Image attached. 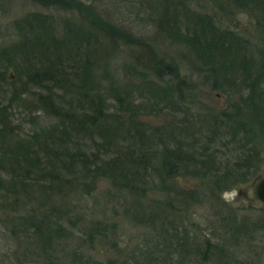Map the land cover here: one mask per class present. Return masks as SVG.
<instances>
[{"label": "trees", "instance_id": "1", "mask_svg": "<svg viewBox=\"0 0 264 264\" xmlns=\"http://www.w3.org/2000/svg\"><path fill=\"white\" fill-rule=\"evenodd\" d=\"M32 1L65 15L27 11L14 22L17 40L0 50L6 58L0 60V264H62L59 246L71 237L73 199L102 178L112 195L132 201L133 217L157 236L120 259L80 254V264H242L232 247L255 225L221 195L256 175L252 161L262 158L264 47L255 56L249 39L191 0H144L158 37L187 53L211 89L225 95L224 106L198 112L197 83L145 33L90 0ZM223 3L225 11L255 15L264 45V0ZM123 46L141 58L119 60ZM37 107L54 120L39 126L29 116L34 126L26 132L20 114ZM168 113L173 119L164 124L144 119ZM177 177L196 186H180ZM152 191L166 194L158 199ZM203 203L217 209L216 221L202 225L191 217ZM117 228L94 219L84 230L85 246L111 242Z\"/></svg>", "mask_w": 264, "mask_h": 264}, {"label": "rangeland", "instance_id": "2", "mask_svg": "<svg viewBox=\"0 0 264 264\" xmlns=\"http://www.w3.org/2000/svg\"><path fill=\"white\" fill-rule=\"evenodd\" d=\"M89 1V0H87ZM91 3H94L102 11L104 15H113V18L117 20L120 24L133 27V31L137 34L145 33L149 41L155 45L158 53L162 55H167L168 60L171 58L174 62L179 63V72L182 75H187L188 78L197 83L196 93L198 94L197 102L193 105L194 111L204 110L209 105H212L213 108L224 106L226 103L225 95L222 92H215L211 89L212 83L204 81L202 77L205 75L204 72H201L199 68L189 61L187 53L184 51H179L177 47L171 46L168 42L163 41L158 37L156 32L151 28V22L145 18L150 9L147 8V1L144 0H90ZM157 0H152L156 5ZM223 1L225 0H191L189 5L191 7H207V9L214 14L216 19L219 21V25L223 28L229 27L237 33L239 32L243 37L249 39L251 46L248 48L251 49L252 53L256 56L258 49L263 48L262 43V28H260L256 21L255 15L250 14V12H240V11H231L229 8L223 10L218 4L221 3L224 5ZM159 1H157L158 3ZM216 2V3H215ZM44 13H49L51 15H60L63 17L65 13L60 10H56L50 6H41L37 2L32 0H0V50L10 46L14 43L16 39V32L18 31L15 28V23L17 18H21L26 12L37 11ZM231 11V12H230ZM248 11V10H247ZM124 50L119 51L120 57L119 60L126 59V61H134L138 57L141 58V54H137L135 51L131 52L128 49V46ZM117 59V60H118ZM1 62H5L6 58H1ZM115 60V59H114ZM115 60V61H117ZM116 63V62H115ZM7 75L10 80H17L18 73L8 67L6 69ZM33 109V108H32ZM25 118L24 131H28L33 123H27L28 117L33 115L36 123H39V126L48 125L53 122L54 117L50 116L43 109L34 108L33 111L24 112L20 116ZM145 120L148 119L151 124H164L173 119L170 113L168 114H158V116H149L144 117ZM15 123H19L18 120H15ZM225 140L227 137H225ZM260 154L262 158L253 159V165L257 166L256 175H253L249 180L241 184H235V186L228 191L222 193L221 198L233 208L237 209L239 217L242 218L249 225H255V232L252 233L249 238L239 244L238 247H232V249L237 250L236 257L239 259L242 264H264V205L255 197L254 190L256 188V179H260L264 175V137H262L257 142ZM260 156V155H259ZM183 179V178H182ZM185 180V179H184ZM185 182L193 183L192 181L185 180ZM195 183V182H194ZM109 180L99 179L94 190L88 193L87 196L83 197L81 200L73 199L76 209L73 211L74 224L67 223L71 229V237L66 239L62 245L59 246L60 251L58 254L59 259H61L62 264H80V258H89L91 261L93 258H102L114 257L122 258L123 254L131 252L133 248H137L143 244L151 243L153 236H157V233L153 228H149L143 223H139L133 216L135 212L133 209L134 204L132 201L124 202V195L121 193H116L118 196L112 195L113 192L110 189ZM190 188V187H189ZM113 192V193H112ZM154 197L158 196L159 198L165 197L164 192L162 194L151 192ZM150 193V196H151ZM161 196H159V195ZM149 195H142V200L145 203L149 202ZM127 197V196H125ZM153 197V198H154ZM129 198V197H128ZM135 197L133 202H135ZM137 200V199H136ZM72 202V199L69 201ZM205 203V202H204ZM198 204L194 207L192 211L189 212L191 217L194 219L200 220L205 225L208 221H216L217 209L208 206L207 204ZM211 205H216L211 202ZM126 210V211H125ZM133 211V212H132ZM188 214V215H189ZM94 219H102L108 223L113 222L115 225H118V228L115 231L114 240L111 242L102 243V245L95 246H85L86 237L84 235V230H86V225L90 222H94ZM208 220V221H207ZM205 221V223H204ZM66 224V223H65ZM208 233H213L212 230L206 229ZM63 248V250H62ZM78 254V255H77ZM31 264V263H30Z\"/></svg>", "mask_w": 264, "mask_h": 264}, {"label": "water", "instance_id": "3", "mask_svg": "<svg viewBox=\"0 0 264 264\" xmlns=\"http://www.w3.org/2000/svg\"><path fill=\"white\" fill-rule=\"evenodd\" d=\"M178 184L180 186H184L185 188H191L193 186H196L195 183H188L185 182L184 179L177 177ZM256 188L254 190L255 197L259 199V201L264 205V175L256 181Z\"/></svg>", "mask_w": 264, "mask_h": 264}]
</instances>
